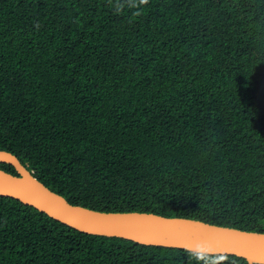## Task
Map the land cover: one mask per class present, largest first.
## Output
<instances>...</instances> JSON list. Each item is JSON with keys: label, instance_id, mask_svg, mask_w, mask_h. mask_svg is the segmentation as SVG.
<instances>
[{"label": "trees", "instance_id": "trees-1", "mask_svg": "<svg viewBox=\"0 0 264 264\" xmlns=\"http://www.w3.org/2000/svg\"><path fill=\"white\" fill-rule=\"evenodd\" d=\"M0 150L70 204L264 231V0H0ZM0 264L248 263L0 196Z\"/></svg>", "mask_w": 264, "mask_h": 264}, {"label": "water", "instance_id": "water-1", "mask_svg": "<svg viewBox=\"0 0 264 264\" xmlns=\"http://www.w3.org/2000/svg\"><path fill=\"white\" fill-rule=\"evenodd\" d=\"M0 164L12 166L17 174L0 169V196L16 199L75 230L148 246L234 255L248 264H264V231H244L187 217L105 212L70 204L41 183L15 154L0 150Z\"/></svg>", "mask_w": 264, "mask_h": 264}]
</instances>
